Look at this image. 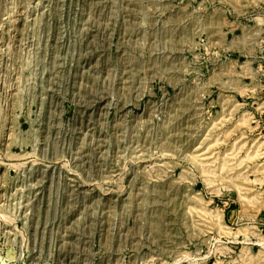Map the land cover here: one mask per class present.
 Wrapping results in <instances>:
<instances>
[{
    "label": "rangeland",
    "instance_id": "obj_1",
    "mask_svg": "<svg viewBox=\"0 0 264 264\" xmlns=\"http://www.w3.org/2000/svg\"><path fill=\"white\" fill-rule=\"evenodd\" d=\"M0 264H264V0H0Z\"/></svg>",
    "mask_w": 264,
    "mask_h": 264
}]
</instances>
